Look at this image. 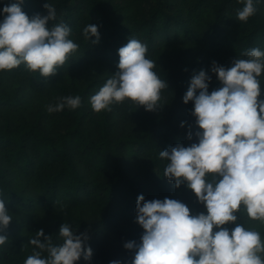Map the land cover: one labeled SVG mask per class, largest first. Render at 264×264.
I'll use <instances>...</instances> for the list:
<instances>
[{"label": "trees", "instance_id": "16d2710c", "mask_svg": "<svg viewBox=\"0 0 264 264\" xmlns=\"http://www.w3.org/2000/svg\"><path fill=\"white\" fill-rule=\"evenodd\" d=\"M14 0H0V5ZM48 0H23L22 8L28 15L47 14L44 5ZM139 14L134 20L125 22L118 8L110 6V0H49L57 12L52 23L60 20L77 30L79 51L70 56L58 71H73L85 58H97L101 63H110L117 68L118 49L128 42L133 34L146 43L149 50L171 43L174 39L198 40L209 49L227 48L242 56L252 47L264 49V0L256 2L257 11L246 22L236 19V10L243 5L239 0H137ZM51 23V22H50ZM94 23L101 34L99 43H91L83 35V28ZM95 40L93 36L91 38ZM221 65L232 64L221 60ZM168 81L165 88L172 98L162 110L136 108L129 100L117 112L128 126L120 128L115 105L112 111L95 112L89 97L101 86L97 80L80 84L72 79L71 84L57 81L54 74L40 76L24 68L0 71V189L4 191L6 206L13 211H50L61 205L81 204L84 201L97 203L102 215L90 222L82 215H70V222L80 230L87 231V244L93 249L90 261L81 257L75 264H110L119 259L127 264L133 255L124 248L126 241L102 242L97 235L104 226L111 224L113 209L118 208L129 219L136 221V202L145 189L137 180L136 173L150 178L156 190L171 198L179 199L191 208L194 214L206 211L191 190L185 185L174 186L163 174L166 161L159 157L160 150L178 142L188 146L187 126H181L180 118L195 122L191 114L193 102L184 103L183 96L190 86L192 75L182 72L179 60L171 65L154 69ZM14 72L27 79L37 91L54 88L66 95H79L81 106L60 112H44L33 115L24 113L22 84L13 90L7 88L5 72ZM261 98H264V80H261ZM216 87L210 82L209 91ZM56 101V100H55ZM54 101V102H55ZM51 119V120H50ZM193 133L195 130L191 129ZM20 178L34 184V192L15 184ZM238 222L246 227H255L264 239V224L250 220L246 214L237 213ZM11 221L6 229L9 240L0 249V264H23L30 254L12 243L10 234L20 226ZM23 225V224H21ZM234 227L233 224L226 225ZM52 235L53 243L59 244L56 227L44 230ZM99 245L101 251L96 253ZM46 255V254H45Z\"/></svg>", "mask_w": 264, "mask_h": 264}, {"label": "clouds", "instance_id": "9594fccd", "mask_svg": "<svg viewBox=\"0 0 264 264\" xmlns=\"http://www.w3.org/2000/svg\"><path fill=\"white\" fill-rule=\"evenodd\" d=\"M236 19L246 22L256 11L258 0H239ZM23 0H14L0 9V71L21 65L30 72L49 77L65 65L79 49L71 38V26L56 20L55 7L48 13L29 16ZM51 22V23H50ZM99 26L89 23L83 35L99 43ZM95 40H92V37ZM148 46L133 34L119 47L118 70L89 97L92 109L112 111L115 104L129 100L138 108L155 110L163 106L162 90L169 87L154 70L156 61ZM211 73L221 86L209 91L212 76L201 69L191 77L183 96L193 102L191 114L196 130L187 133L188 146L178 142L158 155L166 163L163 175L174 186L185 185L194 192L206 211L194 214L185 202L164 197L146 199L139 194L136 221L142 226L139 240H128L124 248L133 251L127 264H264V239L255 227L238 222L237 213L264 224V49L252 47L237 56L230 67L213 61ZM79 95H66L46 105L49 113L81 106ZM181 122V126L186 124ZM0 189V249L13 216ZM233 224L234 227L226 225ZM61 243L43 229L30 237L32 254L23 264H75L83 257L90 261L93 249L87 231L77 234L67 220L60 226ZM46 254V255H45ZM110 264H125L114 259Z\"/></svg>", "mask_w": 264, "mask_h": 264}, {"label": "rangeland", "instance_id": "374dc122", "mask_svg": "<svg viewBox=\"0 0 264 264\" xmlns=\"http://www.w3.org/2000/svg\"><path fill=\"white\" fill-rule=\"evenodd\" d=\"M110 6L113 8H118V12L123 15L124 21L128 22L134 20L138 17L139 14V3L137 0H110ZM3 7L0 5V9ZM33 15V14H32ZM29 15V16H32ZM2 18V16H0ZM79 26H77L73 32H71V38L77 42ZM79 49L75 54H77ZM73 54L72 56H74ZM147 55L154 61H156L155 66L165 67L171 65L174 60H179L184 74L190 73L192 76L194 73L198 72L201 69H207L209 74L212 76L210 81L216 88L221 86V82L217 79L216 74L211 73V65L213 61L220 63L221 60H225L232 64L235 58H237V53L234 50L227 48L223 49H209L204 47L199 43L198 40H182L174 39L173 42L157 46L153 50L148 49ZM97 58H85L81 61L80 65L73 71H58L54 74L57 81H63L71 84L72 79L77 81L80 84H85L92 80H97V82L102 84L106 79L112 75L118 68H115L110 63H101ZM5 83L9 90H13L16 86L22 84L26 87L24 97L23 112L27 115H33L38 110H46V105L49 103H54V101L61 96H64L62 92L55 90L54 88H47L43 91H37L32 88L30 85H27V79L24 76L17 75L16 73L10 71L5 72ZM260 80H264V75L260 77ZM94 89L98 91L99 88ZM172 95L169 94L166 90H162V103H165L163 106H160L163 110L170 102ZM115 104L116 117L118 125L120 128L127 127L128 124L123 122L120 114L117 112V108L121 111L125 103ZM52 114V113H51ZM1 120V117H0ZM51 120V119H50ZM186 121L185 126H191V129L196 130L195 123L189 122L184 118H180L179 123ZM190 128V127H189ZM136 173L137 180L142 184L145 189V194L148 197L160 198L163 199L164 196L160 194L156 187L154 186L150 178ZM15 184L23 186L26 190L34 192V184L29 182L27 183L23 179H18L15 177ZM171 198V197H170ZM114 215L111 216L112 223L104 226L103 232L97 235L98 240L100 241H110L115 242L117 240H139L144 229L137 221L129 219L126 215L120 212L118 208L113 209ZM10 214L13 216L12 221L20 222V226L15 228V230L10 234V240L12 243H16L20 248L24 249L26 253L32 254L33 246L30 245V237L35 235V232L39 229H47L56 227L58 230L60 226L67 220L70 222V215L74 214L76 216L82 215L88 221L92 222L96 218L102 215V210L100 206L92 201H84L83 203L77 205H61L50 211H41V212H31L28 210H19V211H10ZM72 224V223H71ZM72 227L76 230V233L81 232L77 230L73 224ZM96 253L101 251L99 245L94 246Z\"/></svg>", "mask_w": 264, "mask_h": 264}]
</instances>
